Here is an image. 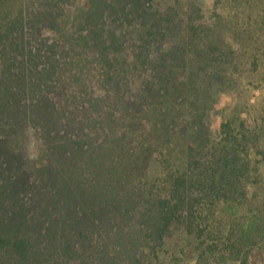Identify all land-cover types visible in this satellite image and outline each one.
Listing matches in <instances>:
<instances>
[{
  "label": "trees",
  "instance_id": "trees-1",
  "mask_svg": "<svg viewBox=\"0 0 264 264\" xmlns=\"http://www.w3.org/2000/svg\"><path fill=\"white\" fill-rule=\"evenodd\" d=\"M225 17L0 0V264H264V119L211 122L264 43Z\"/></svg>",
  "mask_w": 264,
  "mask_h": 264
},
{
  "label": "rangeland",
  "instance_id": "rangeland-1",
  "mask_svg": "<svg viewBox=\"0 0 264 264\" xmlns=\"http://www.w3.org/2000/svg\"><path fill=\"white\" fill-rule=\"evenodd\" d=\"M216 1L218 3V0H199L210 18L225 15L228 23L229 17L233 28L229 31L234 35L237 43L250 42L246 53L252 55L253 44L264 43V0H245L246 6H241V3L236 1L230 4L228 0H222L219 7ZM256 69L255 66L245 69V78L238 82V89L218 96L211 111L212 128L215 131H219L222 122L230 118L234 119L235 126L240 125L246 116L248 120L254 119L255 122L256 120L261 122L264 119V65L262 64L258 73L255 72L254 77L253 71ZM261 128H263L262 142L264 144V125ZM31 141V148L34 150L35 142ZM262 170L264 174V166ZM261 187L263 189L257 190V193L263 194L264 182L261 183ZM184 264H195V261L191 260Z\"/></svg>",
  "mask_w": 264,
  "mask_h": 264
}]
</instances>
